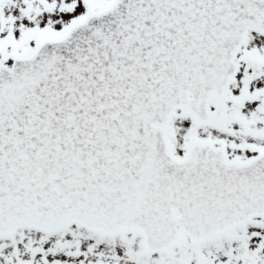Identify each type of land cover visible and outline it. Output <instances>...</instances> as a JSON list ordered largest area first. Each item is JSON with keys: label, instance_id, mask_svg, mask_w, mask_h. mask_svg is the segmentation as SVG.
Instances as JSON below:
<instances>
[{"label": "snow or ice", "instance_id": "snow-or-ice-1", "mask_svg": "<svg viewBox=\"0 0 264 264\" xmlns=\"http://www.w3.org/2000/svg\"><path fill=\"white\" fill-rule=\"evenodd\" d=\"M0 264H264V0H0Z\"/></svg>", "mask_w": 264, "mask_h": 264}]
</instances>
